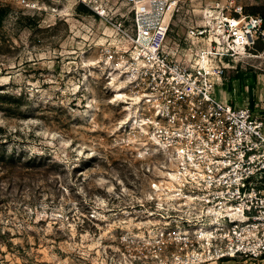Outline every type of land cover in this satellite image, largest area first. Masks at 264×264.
Segmentation results:
<instances>
[{
  "label": "rangeland",
  "instance_id": "374dc122",
  "mask_svg": "<svg viewBox=\"0 0 264 264\" xmlns=\"http://www.w3.org/2000/svg\"><path fill=\"white\" fill-rule=\"evenodd\" d=\"M214 1L187 0L170 26L200 25ZM227 1L264 19V0ZM130 9L124 0H0V150L18 157L0 179V264L149 262L130 239L144 228L146 182L164 158L131 122L132 100L115 97L116 88L130 97L116 26L130 27ZM263 48L226 71L228 94L241 101L248 90L261 116Z\"/></svg>",
  "mask_w": 264,
  "mask_h": 264
},
{
  "label": "built area",
  "instance_id": "2783aa9c",
  "mask_svg": "<svg viewBox=\"0 0 264 264\" xmlns=\"http://www.w3.org/2000/svg\"><path fill=\"white\" fill-rule=\"evenodd\" d=\"M124 1L130 27L116 26L126 35L127 91L145 143L164 158L146 182L144 228L130 242L151 257L145 264L262 260L264 116L248 90L241 101L228 94L226 71L237 68V49L264 44L263 16L218 0L204 22L179 32L169 12L187 0Z\"/></svg>",
  "mask_w": 264,
  "mask_h": 264
},
{
  "label": "trees",
  "instance_id": "16d2710c",
  "mask_svg": "<svg viewBox=\"0 0 264 264\" xmlns=\"http://www.w3.org/2000/svg\"><path fill=\"white\" fill-rule=\"evenodd\" d=\"M3 130V128L0 126V131ZM2 143V142H0ZM18 161V157L15 156H7L5 154V150H0V179L7 176L10 172V169H12L14 165H16ZM2 202V199L0 198V203ZM2 235V233H0ZM2 251L0 250V253Z\"/></svg>",
  "mask_w": 264,
  "mask_h": 264
},
{
  "label": "bare ground",
  "instance_id": "6f19581e",
  "mask_svg": "<svg viewBox=\"0 0 264 264\" xmlns=\"http://www.w3.org/2000/svg\"><path fill=\"white\" fill-rule=\"evenodd\" d=\"M239 48H240V47H239ZM236 49H237V48H236ZM237 50H238L237 53H239V55H244V51H242V50H240V49H237ZM125 88H126V87H125ZM124 91H125V90H124ZM114 92H115V97H116V98H120V97L125 96L126 99H124V101H125L126 103L129 102V100H127V99H131L130 97H127V94H123V93H122L121 88H116V89H114ZM133 105H134V111H136V112L134 113L133 116H131V122H132V123H137V124L139 123V124H140L139 127L143 130V129H144L143 122L140 121V119L138 118L137 104L133 103Z\"/></svg>",
  "mask_w": 264,
  "mask_h": 264
}]
</instances>
